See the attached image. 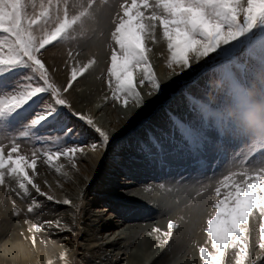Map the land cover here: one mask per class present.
<instances>
[{
    "label": "snow or ice",
    "instance_id": "snow-or-ice-1",
    "mask_svg": "<svg viewBox=\"0 0 264 264\" xmlns=\"http://www.w3.org/2000/svg\"><path fill=\"white\" fill-rule=\"evenodd\" d=\"M106 3L107 0H0V186L17 196H30L34 190L48 201L71 206L78 213L82 203L73 204L68 198L57 200L50 194L51 185L45 192L35 182L38 161L43 160L57 174L70 179L64 164L59 163L61 158L79 171L78 157L104 153L115 140L113 132L101 126L90 111L77 110L67 96L78 77L92 68L95 59L84 64L75 61L66 84L61 86L43 55L48 46L69 44L85 36ZM119 9L113 17L111 32V40L118 47L112 48L107 72L114 78L108 81L111 98L122 101L125 108L129 101H134L137 108L146 103L137 88V75L140 85H151L149 96L162 90L145 44L149 37L155 41L157 26L167 42L170 69L176 65L181 72H196L203 70L201 64L211 65L209 70L232 82L257 68L264 71V0H123ZM69 56L72 57L71 52ZM192 87L197 88L200 98L186 94L188 112L184 116L166 113V130L148 133L146 142L139 144L140 150L147 159L159 160L161 164L169 156L192 163L208 157L226 160V145L234 142L233 137L248 138L247 152L235 153L231 158V168L239 170L230 169L217 181L214 194L219 199L212 203L214 214L209 216L204 229L212 251L200 247L199 255L203 264H225L231 251L235 264H257L250 256L248 233L249 218L258 213V246L260 258H264V155L255 160L250 157L264 153V135L224 125L208 103L201 102L207 85L201 88L194 77ZM74 121L79 122V131ZM53 132L58 135L50 138ZM85 133L93 137L87 143L82 139ZM79 199L83 201V193ZM36 206L39 205L34 201L27 211L34 212ZM25 222L31 224L28 231L32 233L33 245L36 233L42 229L72 231L60 219ZM179 227L170 221L162 238L157 236L159 246H168ZM66 257V253H61L65 264Z\"/></svg>",
    "mask_w": 264,
    "mask_h": 264
},
{
    "label": "bare ground",
    "instance_id": "bare-ground-1",
    "mask_svg": "<svg viewBox=\"0 0 264 264\" xmlns=\"http://www.w3.org/2000/svg\"><path fill=\"white\" fill-rule=\"evenodd\" d=\"M100 18H104V13H101ZM145 44L146 48L150 49L146 53L149 63L165 92L194 73L187 70L181 72V68L176 65L171 68L172 72L166 71L169 69L167 66L169 52L167 42L163 39L162 29L159 26H157L155 41L149 37ZM91 47L94 48L92 52L88 49ZM103 49L101 39H93L87 48L81 46L79 51H82L78 55L73 54L75 58V60L72 58L73 62L78 61L80 64H84L93 58L96 62L83 76L78 77V80L74 82V89L67 94L68 99L73 102L77 110L90 111L101 126L115 135L114 142L108 148L105 165L101 168L102 175L98 179L92 177V171L98 167L99 163L101 164L103 153L99 151L94 154L90 153L88 156L78 157L76 163L79 171L72 169L69 162L61 158L59 163L64 164V171L68 172L70 179L57 174L54 169L44 164L43 160L38 161L37 174L34 177L35 182L40 184L41 189L45 192L49 191L48 186L51 185L52 192L50 194H53L57 200L62 201L64 198H68L72 200L73 204L82 203L78 213L71 206L48 201L45 197L35 193L34 190L30 196L23 197L17 196L15 192L7 191L0 186V264H48L49 260L52 261V264H65V261L60 259L61 253L67 254V264H187V259L191 258H197V264H203L199 255V248L206 247L212 251L211 241H208L207 233L204 229L197 230L202 219L208 217L207 210L210 208H208L209 205L207 206V200L205 202L200 200V204L194 201L192 204L186 202L185 205L191 207L192 210L189 208L185 211L182 210L181 203L186 200L190 201L188 199L193 197L192 192L189 195L182 194L179 191L181 189L187 191V188H178L177 190L176 187H173L167 196L162 197L154 191L153 181L144 177L146 175L145 169L137 163L141 160L139 140L145 136L148 128H151L153 123L158 122V120L160 123H164V130H166V113L171 110L167 109L158 117L156 116L158 113L154 116L150 115L152 118L147 121L148 128L146 131L142 129L143 125L134 132L131 129L139 125L138 119L151 112L152 108L155 107L153 105L155 102L166 96L165 92L162 94L154 93L149 96V92L152 91L151 85L145 83L143 85L146 88H141L138 83L140 77L137 75V88L145 98V105L137 108L134 101H129L128 107L125 108L122 101L113 100L108 81L109 79L114 80V78L103 71L106 70L107 65L105 61L107 56L103 53ZM61 64L63 65L64 61ZM193 67L196 68L195 63ZM202 67L204 65L201 64ZM62 71L63 67L59 68L58 72H54L55 77H53L58 80V84L61 86L66 84L70 73L64 71L62 73ZM177 73L180 74L177 75ZM62 76L63 79L60 78ZM205 79L210 80L207 73L197 81L203 83ZM105 97L108 99L105 100ZM146 105L147 107H145ZM151 106L152 108L147 109ZM181 110H185V108ZM139 132L141 134L140 139L135 137L133 142L132 134H139ZM89 135L90 138H93L90 133ZM104 153L106 154V152ZM165 159H167V164L171 163V165H178L183 162L178 158L173 160L170 156L165 157ZM157 161L155 172L158 175L160 162ZM112 162L115 167H113ZM167 168L168 166H166ZM107 169L115 170V173L118 174L120 172L129 173L130 177L123 182L125 189L122 193L127 195L129 193L126 200L130 207L148 205L145 209L147 212L144 209L132 211V215L129 216L131 220L126 221L122 219L123 216L119 212V218L121 215L119 220L116 216L111 215L107 216L109 221L104 223L101 221L103 220L101 217L107 208L94 207L95 202L103 199L94 194L96 188H109L107 192L109 196L106 197L109 199L111 196H117L120 191L115 183H122L116 179L115 174V176L112 175V180H116V182L107 178L106 174H111ZM104 175L105 177H103ZM11 183L13 188L16 187L15 182ZM59 185H63V187ZM81 193H83L82 202L79 199ZM34 201L39 206L35 207L34 212L29 213L26 209L33 205ZM158 203H160V208L151 213L150 210L157 208ZM15 209L21 213L17 220L14 213ZM126 210L130 211V208ZM189 212L191 215L187 217ZM74 213L76 216L75 224H73ZM182 213L185 215L181 217ZM3 215L7 219L2 217ZM57 219H60L62 224L70 226L72 231H58L55 227L42 229L41 232L36 233L37 240L36 244L33 245L32 233L28 231L31 224L25 221L42 223ZM144 220L147 221V224L142 227L141 224ZM170 221L178 223L180 227L174 230V237L170 244L166 247H160L157 236L162 238L163 233L168 230ZM123 223L129 224L121 226ZM260 223L258 213L255 217L249 218V249L251 258L256 259L257 264H264V258H260L262 252L258 246ZM114 225L117 228L108 229L109 226ZM154 229H159V233L155 232ZM105 234H108L107 237H102ZM190 234L195 237L190 236ZM203 239L207 242L204 243ZM184 257L185 259H183ZM225 264H235V256L231 251L226 256Z\"/></svg>",
    "mask_w": 264,
    "mask_h": 264
},
{
    "label": "rangeland",
    "instance_id": "rangeland-1",
    "mask_svg": "<svg viewBox=\"0 0 264 264\" xmlns=\"http://www.w3.org/2000/svg\"><path fill=\"white\" fill-rule=\"evenodd\" d=\"M122 2H123V0H107V3H106L104 10L102 12V13H104V18L101 19L100 18L101 14H100L97 18V22L95 24L91 25V30L85 36L79 37L77 39V41L69 43V44L56 43V44H54L52 46H48L46 48V50L43 52V55H44L45 59L47 58L46 62L50 66V69L53 68L55 70V71H53V77H55L54 72H58L59 68H61V67H63L64 72H70V68L74 63L72 61L73 54H75V56L78 55L82 51V50L79 51V49H81V46H83V48H87L89 46V42L92 41L93 39H96V40L101 39V42L104 46L103 53L107 56V58L105 59V61L107 62V65L105 67L106 70L104 69L103 71H105L108 74L107 69L110 67V63H111L110 57H111L112 48L118 47L111 40V32L114 30V24H113L112 20H113V17L115 16L116 12L120 11L119 4ZM128 2L130 3L131 0H128ZM88 49L91 52L94 50L93 47L88 48ZM46 52L48 53V55ZM69 52L72 53V57L69 56ZM95 52H97V50H95ZM51 58H52V60H51ZM61 61L62 62L64 61L63 65L61 64L62 63ZM66 64H68V65H66ZM65 65H66V67H65ZM210 68H211V65L202 67L201 68V69H203L202 71L198 70V71L194 72L191 76L184 79L183 81H180L175 87L173 86L167 92H165L163 89L160 93L162 94V92H165L166 96H164L158 102H155L153 104L155 107L152 108L153 105L151 107H148L147 109L152 108L151 112L149 114L142 116L140 119H138L137 121H138L139 125L136 127L134 126V128H132L131 131L132 132L136 131L141 125H143L142 129L146 131L148 128L147 127V121L152 118V117H150V115L154 116V114L158 113L156 115L158 117L160 114H163L164 111H167V109H170L172 112H175L177 115L184 116L188 112V109L184 103V96L186 94H196L197 98H200V93L197 92V88L192 87L193 78L195 77V79L198 80L199 78L203 77L204 74H206V73L210 76V80L207 81L205 79L203 83L199 82V85L201 86V88H202V86L207 85V89H208L204 93V99L201 102L208 103V105L211 108L212 112L214 113L215 117L218 118L224 125L233 126L237 129L241 130L238 127L234 118H232L230 116L229 110L236 108L238 105H240L241 103H243L244 101L249 100V99L252 101H255V102L264 103V71H261L259 68H257L255 70L251 71L250 73H248L245 77L238 79L235 82L223 80V85L221 87L213 90V88L210 84V81L213 77H216L218 75L214 71L209 70ZM63 71H62V73H64ZM166 71L170 72L171 69L169 68ZM64 77L66 78L67 76H64ZM60 78L63 79V76ZM55 81H56V83H58L57 79ZM145 83H147V82H145ZM143 86L144 85H141V88H146V86H144V87ZM173 101H175V102L173 103ZM180 105H182L180 108L181 109L185 108V110L179 109ZM145 107H147V105ZM129 122H130V120H129ZM74 124L76 125L77 130L79 131V129H80L79 122L74 121ZM163 124L164 123H162V122L160 123L159 120H158V122L153 123L151 128H148L145 136L142 139H140V137H141L140 132H139V134L133 133L132 134L133 142L135 140V137L137 139H140L139 143L146 142L147 134L151 133L152 130H156L157 133H159L160 130H164ZM115 130H117V129H115ZM43 135L49 136V133L44 132ZM57 135H58V133L53 132V133H51L50 138H54ZM82 139L84 140L85 143H87L92 138H90L89 133H85V135L82 137ZM233 140H234L233 143L226 145V149H227V153H228V159H226V160H221L218 157L217 158L208 157V158H198L195 163H192L190 160H187V159H179L180 161H183V162L178 164V165H176V164L171 165V163L167 164V159H165L164 164L160 163L159 172L157 175L155 172V164L158 161L157 160L153 161V160L147 159L145 157V155L140 150L139 152L141 155V160L137 161V163L141 164V167H143L145 169L146 175H144V177H146V179H150L153 181L154 186H152V187H153L154 191L157 192L159 195H162V197L167 196L168 192L173 187H176L177 190H178V188H187V191H182V189L179 191L182 194H188L189 195L192 192V194H193L192 198H194V200H192V198H191V199H188L190 201L186 200L183 203H181V206H183L182 210L185 211L188 208L192 210L191 207H187L185 205L186 202L187 203L189 202L190 204H192L194 201V202H197L200 204V200L202 202H205L207 200V206L209 205L208 208H210V209L207 210L208 217L202 219L200 227L198 226V228H197L198 231H201L202 229H205L207 227V219L209 218V216L214 214V209L211 207L212 203L214 202V200L219 199L214 194V189L216 187L217 181L219 179H221L223 175H226L230 169L231 170H239L236 168H231V158H232L233 154H235V153H241V152L246 153L247 148L250 146V140L248 138L233 137ZM76 142H79V139H77ZM23 143L24 142L22 141V144ZM37 146H39V145H37ZM25 147H27V145H25ZM107 153H108V150L106 151V154L103 153L101 164L99 163L98 167L94 171H92L93 172V175H92L93 178L98 179L99 176L101 177V175H102L101 174V168L103 167V165H105V161L107 160ZM262 155H264V153L257 152L253 156L250 157V160H255V159L261 158ZM170 158L173 160L175 159L174 157H171V156H170ZM240 158L242 159L243 156L241 155ZM64 160H66V159H64ZM201 160H203V163L200 162ZM112 165H113V162H112ZM217 165H219V167H217ZM162 166H163V168H162ZM166 166H168L167 169H166ZM113 167H115V166L113 165ZM107 170H108V172L111 173L110 175L106 174L107 178H109L113 182H116V180H112V175L115 174L116 179L118 181L120 180L122 183H120V184L115 183V185L118 187V190L120 189V191L118 192L117 196H111L109 199L106 198L107 196H109V195H107V192L109 191V188H107V187L106 188H104V187L96 188V190H95L96 192H94V194L96 196L103 198V199H100L98 202H95L94 207L95 208H102V207L107 208V210L104 211V213L101 217V218H103V220H101L103 223L106 221H109V218H107V216H111V215L116 216L119 220L121 218V215H120V218L118 216L119 212H121V214L123 216L122 219L124 221L131 220V219H129V216L132 215L131 214L132 211L136 212V211H139L140 209H144V210L147 209L148 205H146V206L140 205V206L135 207V208L130 207V204H128L129 202L126 200L127 196L129 197V193H128V195L122 193V191L125 189V187H124L125 184L123 182H124V180H126L127 178L130 177L129 173L123 172L122 169H121V171L123 173L120 172L119 174L115 173V170H111V169H107ZM153 176H154V179H153ZM103 177H105V175ZM89 180L91 181L92 178ZM150 180H149V182H150ZM162 184L164 185L163 188L161 187ZM121 193H122V195H121ZM198 193H199V195H198ZM183 198H185V197H183ZM7 202H8V199H7ZM125 207L130 208V211H127L126 209H128V208H125ZM159 208H160V203H158L157 208H152L150 211L152 213L153 211L154 212L157 211ZM16 212H18V211L15 209L14 213L16 215V220H17L21 213L18 212L19 214L17 215ZM26 215H27V213H26ZM184 215L185 214L182 213L181 217ZM190 215H191V213L189 212L187 214V217H190ZM2 217L7 219V217H5L4 215ZM156 218L158 219V217H156ZM14 219H15V217H14ZM87 221H89V220H87ZM126 224H129V223H123V224H121V226L122 225L127 226ZM146 224H147V221L144 220V221H142L141 226L145 227ZM113 228H117V226H115V225L109 226L108 229H113ZM107 235L108 234H105L102 237L105 238V237H107ZM191 235H193V234H190V236ZM193 237H195V236L193 235ZM208 241L210 242L209 238H208ZM203 242L206 243L207 241H205L203 239ZM167 254L168 253H166V255ZM196 257H199V256H196ZM183 259H185V257ZM197 262H198L197 258L187 259V264H197Z\"/></svg>",
    "mask_w": 264,
    "mask_h": 264
},
{
    "label": "clouds",
    "instance_id": "clouds-1",
    "mask_svg": "<svg viewBox=\"0 0 264 264\" xmlns=\"http://www.w3.org/2000/svg\"><path fill=\"white\" fill-rule=\"evenodd\" d=\"M213 90L223 85L219 76L210 81ZM229 114L241 130L256 136L264 135V103L246 100L236 108L230 109Z\"/></svg>",
    "mask_w": 264,
    "mask_h": 264
}]
</instances>
